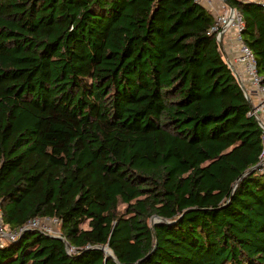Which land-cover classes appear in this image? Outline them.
I'll list each match as a JSON object with an SVG mask.
<instances>
[{
  "label": "trees",
  "instance_id": "16d2710c",
  "mask_svg": "<svg viewBox=\"0 0 264 264\" xmlns=\"http://www.w3.org/2000/svg\"><path fill=\"white\" fill-rule=\"evenodd\" d=\"M228 1L264 82V5ZM214 23L198 0H0V264H264L263 131Z\"/></svg>",
  "mask_w": 264,
  "mask_h": 264
},
{
  "label": "built area",
  "instance_id": "2783aa9c",
  "mask_svg": "<svg viewBox=\"0 0 264 264\" xmlns=\"http://www.w3.org/2000/svg\"><path fill=\"white\" fill-rule=\"evenodd\" d=\"M198 1L201 3L205 2L206 6H208L209 9L211 8L212 11L215 8L213 0ZM220 1L222 3L223 10L216 13L215 23L211 27L209 33H215L218 41L222 36L223 41H225L226 37H229L230 39H232L233 45L235 46V63L238 65L236 69L243 83L246 85L253 103L251 114L254 115L257 119L259 118L262 122H259L263 131V149L260 155V164L264 170V82L262 81L261 76L258 74L257 63L252 50L242 40V29L244 25L243 15L238 9L227 6L224 0ZM243 1L260 2L264 5V0ZM49 220L59 222L58 219L37 218L28 222L22 229L26 227H32L49 233L45 225H42ZM17 233V230H12L5 225L0 201V243L13 239L17 235Z\"/></svg>",
  "mask_w": 264,
  "mask_h": 264
},
{
  "label": "rangeland",
  "instance_id": "374dc122",
  "mask_svg": "<svg viewBox=\"0 0 264 264\" xmlns=\"http://www.w3.org/2000/svg\"><path fill=\"white\" fill-rule=\"evenodd\" d=\"M213 3H214L215 8L212 11L211 8L209 9L208 6H206L205 2H202L203 5H205L214 15H216V13L223 10V7H222V3L220 0H213ZM121 211H124V206L121 207ZM156 220H157L156 217L153 218V221H156ZM42 225H45V227L48 229L50 234L56 235V236L61 235V223L60 222L49 220V221H46V223ZM107 253L112 254L111 250H109L108 248H107Z\"/></svg>",
  "mask_w": 264,
  "mask_h": 264
},
{
  "label": "water",
  "instance_id": "95a60500",
  "mask_svg": "<svg viewBox=\"0 0 264 264\" xmlns=\"http://www.w3.org/2000/svg\"><path fill=\"white\" fill-rule=\"evenodd\" d=\"M224 2H225V4H226L227 6L233 8V7L231 6V4L229 3L228 0H224ZM218 42H219L220 48H221V50H222V52H223V54H224V56H225L227 62L229 63L230 67L233 69L235 75L237 76V78H238V80H239V83L241 84V87H242L243 91L245 92L247 98H248V99L251 101V103H252V99H251L250 94L248 93V90H247L246 85L243 83V81H242V79H241V77H240V75H239V73H238V71H237V69H236L234 63L231 61V59L229 58V56L227 55V53H226V51H225V48H224V41H223V36L220 38V40H219ZM258 121L261 122V120H260L259 118H258ZM261 123H262V122H261ZM260 167H261V164H258V165H256L252 170L259 169ZM54 236H55V237L62 238V237H60V236H56V235H54ZM104 250L107 252V249H106V248H104Z\"/></svg>",
  "mask_w": 264,
  "mask_h": 264
},
{
  "label": "crops",
  "instance_id": "0c3cea01",
  "mask_svg": "<svg viewBox=\"0 0 264 264\" xmlns=\"http://www.w3.org/2000/svg\"><path fill=\"white\" fill-rule=\"evenodd\" d=\"M224 48L231 61L234 63L235 67H238V65L235 63V59H236L235 46L233 45L232 39H230L229 37H226L224 41Z\"/></svg>",
  "mask_w": 264,
  "mask_h": 264
}]
</instances>
